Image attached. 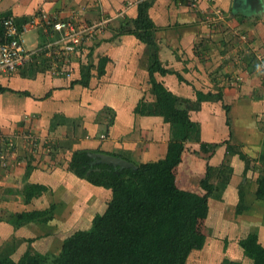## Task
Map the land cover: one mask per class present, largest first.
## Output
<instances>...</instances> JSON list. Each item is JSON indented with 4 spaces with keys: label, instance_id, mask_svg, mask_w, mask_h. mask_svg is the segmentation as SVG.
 <instances>
[{
    "label": "crops",
    "instance_id": "crops-1",
    "mask_svg": "<svg viewBox=\"0 0 264 264\" xmlns=\"http://www.w3.org/2000/svg\"><path fill=\"white\" fill-rule=\"evenodd\" d=\"M141 1L150 3L155 49L117 32L136 18ZM252 2L253 11L244 9V0H198L196 8L192 0H0V17L14 18L28 50L51 39L53 15L76 11L87 20L109 21L69 78L50 76L42 55L0 76L7 89L0 93V134L13 138L15 150L0 167V262L40 254L51 264L65 239L89 231L105 212L111 191L69 171L73 152L89 151L94 163L106 156L133 166L165 157L172 136L154 107L149 67L155 52L168 73L155 72L154 80L199 125V139L184 143L173 170L175 184L203 195L208 173L213 186L204 244L186 264H251L238 243L254 234L264 247V201L255 197L264 176V0ZM215 10L225 16L224 29L205 20ZM224 37L234 41L233 53L215 51L228 41ZM198 93L213 97L198 100ZM31 186L43 189L26 200ZM239 204L244 208L236 213ZM43 211L46 220L20 216Z\"/></svg>",
    "mask_w": 264,
    "mask_h": 264
},
{
    "label": "trees",
    "instance_id": "trees-1",
    "mask_svg": "<svg viewBox=\"0 0 264 264\" xmlns=\"http://www.w3.org/2000/svg\"><path fill=\"white\" fill-rule=\"evenodd\" d=\"M149 7L148 1L139 2L136 18L125 20L117 32L133 35L155 49ZM154 53L151 55L149 81L156 97L154 107L170 124L172 139L167 145L166 155L157 161L134 164L133 168H120L94 163L89 151L73 152L69 171L92 185L109 189L111 200L105 212L94 217L89 231H77L65 239L60 254L51 264H186L191 251L201 249L204 244V236L198 232L197 225L208 214V198L213 193L210 177L207 173L201 181L205 194L197 195L178 189L173 173L181 162L184 143L192 138L199 139V125L189 119L186 110L175 107L178 99L154 80L153 73H168L160 67ZM103 63L104 60H101L100 69ZM5 91L7 89L0 87V93ZM197 97L202 100L213 95L198 93ZM224 109L227 115V106ZM238 155L240 159H245L241 152ZM34 189L43 188L31 186L26 200ZM255 197L264 201V176L257 179ZM243 208L239 204L236 213H241ZM48 214L43 211L20 216L27 220H46ZM238 244L251 264H264V247L259 244L256 235L249 234ZM0 264L47 262L40 254H25L19 263L2 260Z\"/></svg>",
    "mask_w": 264,
    "mask_h": 264
},
{
    "label": "built area",
    "instance_id": "built-area-1",
    "mask_svg": "<svg viewBox=\"0 0 264 264\" xmlns=\"http://www.w3.org/2000/svg\"><path fill=\"white\" fill-rule=\"evenodd\" d=\"M198 0H192L191 7H197ZM50 31L42 46L28 50L22 39V32L11 16L0 17V76H10L26 66L35 64L37 57H44L50 76L69 78L73 74L74 63L80 59L87 48L101 37L109 21L100 17L99 20L86 22L76 11L68 14L53 15ZM225 16L215 10L211 17L205 18L213 29H222ZM50 148V145H48ZM15 155L14 142L11 136L0 134V167H5ZM0 175V181L2 180Z\"/></svg>",
    "mask_w": 264,
    "mask_h": 264
},
{
    "label": "rangeland",
    "instance_id": "rangeland-1",
    "mask_svg": "<svg viewBox=\"0 0 264 264\" xmlns=\"http://www.w3.org/2000/svg\"><path fill=\"white\" fill-rule=\"evenodd\" d=\"M82 19H84L86 22H93L94 20H99V18H95L94 19V17H91L89 20H87L86 18H83V16H80ZM104 18V17H103ZM225 20V19H224ZM226 22V21H225ZM224 22V23H225ZM222 29H224V28H222ZM222 31V30H221ZM223 32V31H222ZM225 36H227V35H225ZM220 40V39H219ZM219 40L217 39L215 42H219ZM222 40H228V41H223V45H222V48H220L219 46H217L216 45V43H214L216 46H215V51L216 52H218L219 50V53H225V54H227V53H233V46L230 44V42H234L233 40H229L228 38H226V37H224V38H222ZM29 45V44H28ZM231 45V46H230ZM219 48V49H218ZM251 52V51H250ZM251 54L252 53H250L249 55H248V59H245V61L247 62V61H249V64L252 62V61H250L249 60V58H250V56H251ZM81 58H82V56H81ZM83 59H84V57H83ZM237 81V80H236ZM215 147H217L216 145H211L210 147H209V149H214ZM207 228H208V225H207V223L205 222V221H203V220H200L199 221V223H198V225H197V230H198V232H200V233H203V232H206L207 231ZM192 264H193V262H192Z\"/></svg>",
    "mask_w": 264,
    "mask_h": 264
},
{
    "label": "water",
    "instance_id": "water-1",
    "mask_svg": "<svg viewBox=\"0 0 264 264\" xmlns=\"http://www.w3.org/2000/svg\"><path fill=\"white\" fill-rule=\"evenodd\" d=\"M241 1H243V0H241ZM252 1L253 0H244V3H245L243 5L244 9H248V11L249 10L253 11V4L254 3ZM90 157H92V156L90 155ZM92 158H94V157H92ZM99 159H100L99 161L101 163H106V164H109V165H113L114 167H120V168L132 167L133 168L132 164H130L128 162H125V161H121V160H119L117 158L101 156Z\"/></svg>",
    "mask_w": 264,
    "mask_h": 264
}]
</instances>
